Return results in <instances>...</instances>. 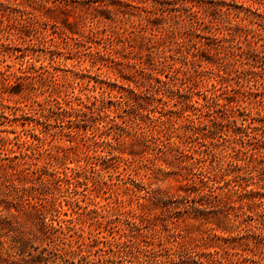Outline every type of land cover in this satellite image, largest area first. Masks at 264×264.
Returning <instances> with one entry per match:
<instances>
[{"label":"rangeland","instance_id":"obj_1","mask_svg":"<svg viewBox=\"0 0 264 264\" xmlns=\"http://www.w3.org/2000/svg\"><path fill=\"white\" fill-rule=\"evenodd\" d=\"M0 264H264V0H0Z\"/></svg>","mask_w":264,"mask_h":264}]
</instances>
